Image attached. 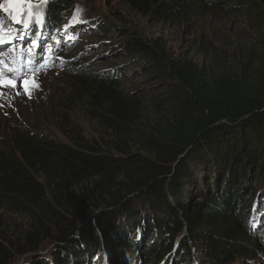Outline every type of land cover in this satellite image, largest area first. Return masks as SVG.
I'll list each match as a JSON object with an SVG mask.
<instances>
[{"label": "trees", "instance_id": "1", "mask_svg": "<svg viewBox=\"0 0 264 264\" xmlns=\"http://www.w3.org/2000/svg\"><path fill=\"white\" fill-rule=\"evenodd\" d=\"M71 3L47 0L37 18L59 28ZM123 4L164 29L222 13L252 20V32L241 46L226 40L224 51L202 35L199 60L120 19L109 31L101 24L122 40L104 56H120L159 90L131 88L117 69L86 65L69 69L64 108H80L90 132L64 117L61 140L0 122V264L264 259V0ZM253 183L259 187L247 195ZM45 241L53 246L44 250Z\"/></svg>", "mask_w": 264, "mask_h": 264}, {"label": "rangeland", "instance_id": "2", "mask_svg": "<svg viewBox=\"0 0 264 264\" xmlns=\"http://www.w3.org/2000/svg\"><path fill=\"white\" fill-rule=\"evenodd\" d=\"M31 3V16H25V13H29L27 4L20 10L16 7L17 0H0V29L7 33L4 39L13 43L11 51L28 58L29 64L33 59L35 65L40 67L38 72L26 74L15 81V88L0 86V122L5 120L6 123L8 121L17 124L27 123L33 125L38 132L60 140L62 137L56 130L60 117H64L69 124H75L76 127H81L87 132H90L93 126L82 115L80 108L71 111L64 108L70 90L67 75L69 69H78L86 65L99 70L115 68L124 85L139 90L149 88L153 90L151 94L159 90H155L160 87L157 81L149 76L134 74V70L129 69L126 61L120 56H104L110 48H114L122 40L113 34L105 35L100 29L101 24L109 31L112 27L120 25L118 22L120 19L123 24L138 30L144 36L163 35L170 40L171 47L176 49L180 46L193 53H199L196 56L199 60H205L203 57L205 46L201 43L202 35L205 41L211 40L213 46L224 51L226 40L233 45L241 46L238 42L239 37L243 33L252 32L250 28L252 20L242 16H226L220 13L223 17L208 16L198 21L196 25L190 18L169 30L130 11L124 6L123 0H72L71 14L69 12L63 16L62 27L55 31L54 39L50 40L44 39L36 18L45 4L44 0H31ZM13 17L18 18L20 23H16ZM96 21L98 25L95 24ZM29 24L39 29L34 35L36 41L20 40V35L28 31L25 26ZM2 25H7V29H3ZM40 44L43 46H39ZM25 81H28L27 93ZM258 187V183L251 184L247 195L253 194ZM262 190L264 191V188ZM248 199L246 198L245 201ZM94 214L96 213L91 215ZM81 223H86V220ZM154 243L152 242V246ZM52 246L53 242L45 241L43 247L47 250ZM25 258L17 259L14 264L24 263ZM170 260L167 259L166 264H169ZM235 264H264V259L256 262L244 260Z\"/></svg>", "mask_w": 264, "mask_h": 264}, {"label": "snow or ice", "instance_id": "3", "mask_svg": "<svg viewBox=\"0 0 264 264\" xmlns=\"http://www.w3.org/2000/svg\"><path fill=\"white\" fill-rule=\"evenodd\" d=\"M44 2L46 3L47 0H44ZM25 4H27V6L29 8V16H31V8H32L31 0H17L16 7L18 9L22 10V8ZM13 19L15 20L16 23H20V20L18 18L13 17ZM37 23L39 24L40 21H38ZM5 35H7V33H5L2 29H0V44H3L5 42V40H4ZM7 42L11 43L12 41L9 40ZM24 85H25V92L27 93L28 92V81H25ZM0 86L15 88L16 82L10 78H0ZM36 87H38V85H36Z\"/></svg>", "mask_w": 264, "mask_h": 264}, {"label": "bare ground", "instance_id": "4", "mask_svg": "<svg viewBox=\"0 0 264 264\" xmlns=\"http://www.w3.org/2000/svg\"><path fill=\"white\" fill-rule=\"evenodd\" d=\"M38 34V33H37ZM39 46H43V44H40ZM38 47V46H37ZM10 49V48H9Z\"/></svg>", "mask_w": 264, "mask_h": 264}]
</instances>
